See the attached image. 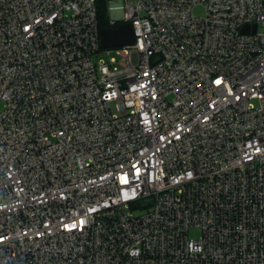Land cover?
<instances>
[{
	"label": "built area",
	"instance_id": "2783aa9c",
	"mask_svg": "<svg viewBox=\"0 0 264 264\" xmlns=\"http://www.w3.org/2000/svg\"><path fill=\"white\" fill-rule=\"evenodd\" d=\"M0 264H264V0H0Z\"/></svg>",
	"mask_w": 264,
	"mask_h": 264
},
{
	"label": "water",
	"instance_id": "95a60500",
	"mask_svg": "<svg viewBox=\"0 0 264 264\" xmlns=\"http://www.w3.org/2000/svg\"><path fill=\"white\" fill-rule=\"evenodd\" d=\"M101 39L104 49L131 46L136 42V36L131 25H122L117 29H102Z\"/></svg>",
	"mask_w": 264,
	"mask_h": 264
},
{
	"label": "trees",
	"instance_id": "16d2710c",
	"mask_svg": "<svg viewBox=\"0 0 264 264\" xmlns=\"http://www.w3.org/2000/svg\"><path fill=\"white\" fill-rule=\"evenodd\" d=\"M103 3L104 2H101V4H103ZM98 19H99L101 29H107L109 27V16L107 14L106 9L104 8V5H102L100 7Z\"/></svg>",
	"mask_w": 264,
	"mask_h": 264
},
{
	"label": "rangeland",
	"instance_id": "374dc122",
	"mask_svg": "<svg viewBox=\"0 0 264 264\" xmlns=\"http://www.w3.org/2000/svg\"><path fill=\"white\" fill-rule=\"evenodd\" d=\"M112 56H114V54H112ZM110 56H108L107 54H105L104 52L100 55V59L105 60V61H109ZM193 238H198L199 237V233L195 232L192 234Z\"/></svg>",
	"mask_w": 264,
	"mask_h": 264
}]
</instances>
